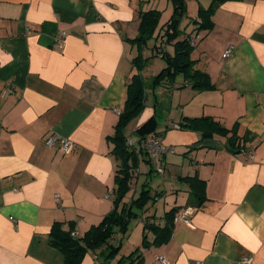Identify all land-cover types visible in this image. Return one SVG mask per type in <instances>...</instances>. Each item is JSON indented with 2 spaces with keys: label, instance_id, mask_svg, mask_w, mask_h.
<instances>
[{
  "label": "crops",
  "instance_id": "crops-1",
  "mask_svg": "<svg viewBox=\"0 0 264 264\" xmlns=\"http://www.w3.org/2000/svg\"><path fill=\"white\" fill-rule=\"evenodd\" d=\"M164 1L0 0V264H63L49 242L52 224L60 222L65 231L71 224L81 238L113 209L120 164L110 141L120 115L115 110L123 109L139 54L155 57V46L173 54L162 37L170 18L158 21L145 47L134 42L141 15L158 12ZM191 1L195 8L186 2L193 10L183 22L210 4ZM211 21L210 31L197 32L192 24L188 34L191 60L214 89L196 91L182 74L158 85L150 81L144 108L130 122L136 138L123 131L134 144L157 138L173 151L155 164L138 154L123 202L145 184L158 198L135 220L125 246L118 233L112 241L124 249L121 257L138 250L135 264H240L243 258L264 264V0L226 1ZM60 32L65 37L57 46ZM229 47L232 53L223 59ZM200 117L236 130L240 152L226 149L229 134L203 140L200 132L179 128L183 118ZM150 119L155 132L141 139L136 131ZM51 135L71 140L72 151L46 146ZM156 166L163 169L161 188L149 181ZM194 176L205 184L201 195L184 180ZM175 207L177 215L190 210L188 222H174L169 240L152 244L143 220L154 216L162 227L164 214ZM102 252L88 251L80 264H100Z\"/></svg>",
  "mask_w": 264,
  "mask_h": 264
},
{
  "label": "trees",
  "instance_id": "trees-1",
  "mask_svg": "<svg viewBox=\"0 0 264 264\" xmlns=\"http://www.w3.org/2000/svg\"><path fill=\"white\" fill-rule=\"evenodd\" d=\"M210 4L207 9L199 8L197 17L191 23L197 28V32L210 31L213 28L211 17L214 11L226 1H243V0H209ZM174 11L170 19L164 24L163 34L164 43L172 45L173 54L170 55L163 50L160 51L158 46L153 48L154 56H161L165 62V67L151 80V85H158L163 81H171L177 75L182 74L189 80L192 89L196 91L213 90L207 73L195 68V61L191 60V52L194 42L190 34L184 35L182 39L179 37L184 31L180 30V23L186 17V5L184 0H172ZM159 21V12L149 11L141 15L139 35L134 40L139 49L146 46L147 42L152 39ZM193 42V45H191ZM146 60L142 59L139 54L134 60L138 73L135 74L126 87V100L123 109L119 115L118 122L115 127V132L110 141L113 145L112 154L120 162L119 168L115 173L114 182L116 190L113 194V209L103 217L98 225L92 226L84 233L81 238L75 237L73 226L70 224V229L65 231L62 229L60 222H55L51 226L49 233L50 245L56 248L63 255V264H80L85 254L88 251L95 252L102 250L103 260L100 264H109L119 251L120 244L113 245L115 235H125L127 227L132 219L141 218L145 207L149 202L158 198L157 195L151 196L148 186L142 185L138 196L130 202H123L125 196L129 192L130 182L134 170L138 167V154H135L127 146V139L124 136V128L135 119L144 108L145 100V81L140 74V68L144 67ZM156 124L154 119H150L143 124L136 133L141 139L155 132ZM180 129H188L201 133L203 140L211 139L215 135H220L226 138V149L233 155L240 152L237 146V141L240 139L236 135V130H227L219 125L216 121L209 117L200 118H183V122L179 126ZM152 137V136H150ZM140 140L139 142H141ZM138 142V143H139ZM146 161H149L145 158ZM185 181L189 184L191 192L195 195L204 193L205 184L196 176L186 177ZM199 193V194H198ZM199 201L204 199L199 198ZM179 212V208H172L164 214V225L159 227L155 224L154 216L146 217L143 221V231L151 232L154 235L152 244L159 245L167 242L172 235L174 218ZM148 246L146 235H143L142 247ZM135 250L128 256L120 257L115 264H135L140 261V256Z\"/></svg>",
  "mask_w": 264,
  "mask_h": 264
},
{
  "label": "rangeland",
  "instance_id": "rangeland-1",
  "mask_svg": "<svg viewBox=\"0 0 264 264\" xmlns=\"http://www.w3.org/2000/svg\"><path fill=\"white\" fill-rule=\"evenodd\" d=\"M184 1H185V5L187 2L190 7L194 6V8H195L194 1H191V0L189 2H188V0H184ZM164 2H166V5H165V3L164 4L162 3L161 6H159V10H158L160 24H163L165 21H167L172 16L173 11H174V4H173L172 0H167V1L165 0ZM191 10H193V8H190L189 11H187V9H186V11H187L186 14L189 15L188 12H191ZM183 20L180 23V28H181L180 30L181 31L183 30L184 32L181 33V36L179 37L180 39H182L184 37V35L188 34L189 32H192L191 31L192 30V28H191L192 23H190L191 21L188 20L187 22H183ZM148 46H150L152 48L151 44ZM144 51L146 52V56L150 57V54L152 53V51L150 49H145ZM153 54H154V51H153ZM141 57L143 59L142 53H141ZM146 62L147 63L144 65V67L140 68V70H141L140 72H141L142 76H144L145 85L149 88L151 79H153L161 71V69L163 67H165V62L162 59H158L157 57H152V56L150 58H148V60ZM130 122H132V121H130ZM126 127L124 128V133L126 134V136L132 137L133 139H134V137L136 138V135L133 131L134 123H130V125L128 124ZM145 156L146 155H144V157ZM152 173H153V175L149 178V181L151 180V182H152L151 185L153 186V188L156 187V184L158 182H159L158 187H160V188L163 187L162 184H164V182L159 177V175L156 174V171L154 170V171H152ZM168 196L172 197V198L175 197L174 195H171V194H169ZM159 197H161V196H159ZM162 200L163 199H161L160 202H156V203L157 204L159 203V205H161ZM135 220L136 219H132L129 222L126 234L121 235L120 242L123 243V246H125V244L127 243L126 240L130 237V233L132 232V230L135 229V227L138 225V224H135L136 223ZM124 236H126V237H124ZM133 236H135V233H133V235L131 234V238H133ZM123 253H124V249L120 247L116 256L110 260L109 264H115L116 261L121 257V255ZM99 257H100V259H99V262H100L101 260H103V257H102V255Z\"/></svg>",
  "mask_w": 264,
  "mask_h": 264
},
{
  "label": "built area",
  "instance_id": "built-area-1",
  "mask_svg": "<svg viewBox=\"0 0 264 264\" xmlns=\"http://www.w3.org/2000/svg\"><path fill=\"white\" fill-rule=\"evenodd\" d=\"M60 38L56 40L57 46H60L62 44V39L65 37L64 32L59 33ZM191 45H193V42H191ZM232 47L227 48L223 54L222 58L226 59L228 58L232 53ZM117 114H120V111L115 110ZM44 144L50 148H58L62 153L69 154L72 151L73 148V142L69 140L68 138L59 137L56 135H51L44 140ZM127 146L130 148L135 154L145 153L146 158L149 160L150 163L155 164L158 158L161 156H164L166 154H172L173 151L171 148L164 146L160 140L157 138H151V139H145L139 142L138 144H134L131 139L127 140ZM247 159L252 158V153L249 152L246 155ZM156 172L157 174L162 175L163 169L161 167L156 166ZM190 210H185L182 213L178 214L174 218V222H178L179 220H183L184 222H188V218L191 216ZM160 262H164V259L159 257L157 258ZM191 264H201L200 262H195ZM240 264H252L251 258H243L240 261Z\"/></svg>",
  "mask_w": 264,
  "mask_h": 264
}]
</instances>
